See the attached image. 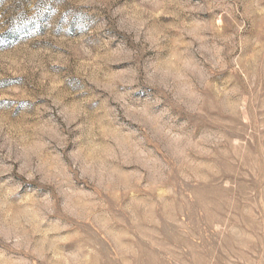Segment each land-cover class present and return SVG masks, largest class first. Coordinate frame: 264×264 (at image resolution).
<instances>
[{
	"label": "rangeland",
	"instance_id": "1",
	"mask_svg": "<svg viewBox=\"0 0 264 264\" xmlns=\"http://www.w3.org/2000/svg\"><path fill=\"white\" fill-rule=\"evenodd\" d=\"M0 264H264V0H0Z\"/></svg>",
	"mask_w": 264,
	"mask_h": 264
}]
</instances>
